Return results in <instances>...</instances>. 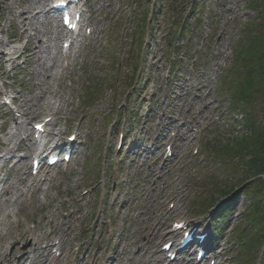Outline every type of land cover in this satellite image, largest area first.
Returning a JSON list of instances; mask_svg holds the SVG:
<instances>
[{
  "label": "rangeland",
  "instance_id": "obj_1",
  "mask_svg": "<svg viewBox=\"0 0 264 264\" xmlns=\"http://www.w3.org/2000/svg\"><path fill=\"white\" fill-rule=\"evenodd\" d=\"M193 1L195 0H92L93 21L91 27L95 34L92 33L90 37H85L78 43H82L83 46L77 49L78 53L73 59L71 58L70 61L74 62L73 65L57 81L48 77V75H55L59 72L57 53L60 42L57 40L47 43L50 46L49 51L44 49L41 53L43 56L41 69L45 71L43 74L45 78L35 79V57H31L27 64L18 66L17 70H15V66H12V72H8L9 67L7 66L0 68V75H4V80L5 76L8 79L5 83L6 90L11 86L14 95L22 96L24 100H31L36 84H40L47 92L44 98L46 103L40 106L44 108L49 103L48 109L53 111L54 107L52 108L51 104L57 103L58 99L62 100V108L56 117L59 129L63 131L65 128L70 130L78 127L80 135L86 142V147H82V154L75 159L68 172L66 167L51 170V173L56 174L58 181H53V186L47 190L45 196L38 195L33 205H28L25 202L21 208V215L16 220L14 218L7 220L8 227H11L13 233L15 221H18V226L26 221L29 224L28 228H31L33 223L38 227L44 216H51L55 211H59L60 214L55 219V223L60 224L64 220L69 222L67 227H70L71 231L64 235H69L71 239H74L75 244L72 247V252L73 249L76 251L75 247H79L77 255L85 258L90 247V254L93 257L97 254L96 260L113 264L110 257L112 255L120 257L119 251L116 249V245L120 241L121 249L125 251L124 260L129 261L130 255L126 256V254H131L134 251L133 242L136 240L142 242L143 239L142 234L136 235L139 228L142 233L143 226L135 218L141 217L149 207L146 205L145 199L148 194H151L157 182L153 181L152 183V179L149 177L145 180L144 172L135 171L139 167L137 163L130 167V157L124 156L122 153L118 155L113 153L107 158L102 156L99 158V154L104 142L113 139L114 131L117 133L119 131L117 129L124 127V123L128 125L125 128L126 131L136 139L137 133L141 134L157 128V124H159L157 118L149 117V112L145 113L144 109L151 101L148 111L153 110L154 106H158L156 113L159 116L162 108L166 107L167 100L170 108L174 103L173 100L176 97L178 99L179 89H175V86L181 78L175 81L176 85H173V79L171 82L166 80L170 74L167 60L168 57L172 58L175 53L182 57L179 60L184 63L181 66V69L185 70L183 78L187 76L185 72L188 67H190V73L192 69L196 68L193 79L195 80L194 84L198 82L197 86L200 85V80L202 82L205 79L201 76L207 68L218 72L209 78V82L211 84L215 82L216 97L224 99V111L216 114L211 121L212 128L209 131L208 128L205 129L200 135L199 145L202 154L197 156L191 154L185 161L189 164L185 170L182 171L183 168L178 167L182 174L181 187L176 190L173 197L183 191L188 192L186 202L182 203L183 207L179 217L197 222L202 221L209 219L213 213L222 212L223 205L229 204V198L224 200L220 198V191L239 184L240 180L245 177L246 171L237 170L233 167L237 165L226 164V159L218 160L213 155L215 153L218 156L217 151L219 150L226 151L227 148L234 145V137L241 136L238 129L242 123L234 122L238 109H232L233 111L228 113V99L223 94L228 95V88L234 86V83L231 82L234 80V76H239L245 71L243 63L233 62L238 48L237 42L241 41L247 33L250 23L259 24L256 28L261 26L264 9L260 6H257V10L254 11L247 9L248 0H197L198 10L190 13L189 8ZM19 10L11 13L8 10L3 11L0 4V12L3 11V18L0 22V40L7 41L11 34L9 31L11 26L15 29L14 40L21 38L23 29L9 21L10 15H16ZM152 11L156 18L151 23L150 37H146L147 35L139 30L140 23L144 20V16ZM257 11L260 13L259 18L256 16ZM177 16L187 20L186 29L191 39L189 44L183 35L173 37L169 32L170 24ZM141 18L143 19L141 20ZM39 29L43 33H48L44 38L51 40L49 32L51 30L53 32L56 28L42 25L39 26ZM175 29L176 27L172 31ZM190 32H193V35ZM53 34L55 33L53 32ZM58 35L60 36L59 32ZM52 36L54 37V35ZM140 44H143L144 63L141 67L139 66L140 69L137 72L134 69L136 63L138 64V58H141V53L138 51ZM4 50V47L0 46V54ZM216 53H220L218 60ZM225 53L234 56V58L223 60ZM214 62H219V64L216 65ZM244 63L248 64L247 61ZM225 68H227V72L224 73L220 84L219 75ZM133 73L136 74L135 77ZM249 95L253 96L254 93L249 92ZM22 97L17 104L22 101ZM32 102L31 100L30 103ZM246 104H248L247 110L249 111L247 116L252 117L257 127L254 128L253 137L248 142L249 145H252L254 134L255 136L260 134V127L264 125V103L258 99L251 100ZM180 110L179 106L174 109L175 112H180ZM198 110L199 108L196 109V111ZM9 111V109L2 108L0 104V130L4 133L0 138L3 142L8 140V137H5L8 132L14 133V120L18 123L24 120L23 118L16 121L14 117L15 119L11 121L8 117L10 115L7 116ZM128 114L132 115L133 119L135 117L136 122L128 120ZM43 116L45 115L39 114L37 118L28 117L25 119L26 127L31 131V124L41 120ZM22 125L25 126V123ZM244 134L249 135V131H243ZM149 135H151L150 132ZM17 141L18 137L14 138L12 143L16 145ZM210 146H213L216 151H210ZM251 149H247L248 155L253 154ZM244 153L246 154V151ZM222 156H218V158H224ZM29 162L22 167L20 175L23 170L28 175ZM105 166L107 168L104 177L106 186L104 187L103 182L97 181L100 180V174ZM155 168L152 169L155 170ZM7 169L9 168L7 167ZM249 172L248 170V174ZM175 173L167 174L164 180L166 184L170 182ZM10 183L14 189L11 190L12 193H16L21 188L14 175L10 178ZM88 187H96V189L90 195H84L83 191ZM117 193L118 195H116ZM50 196L52 197L50 198ZM128 198L134 199L131 208L127 203L122 206L123 199ZM208 199L211 201L207 202ZM3 200L0 203H3ZM262 200H264V194L261 195V198L256 197L253 200L241 196L236 199L230 209L227 208V214L226 211L221 213L223 218L226 214L225 223L219 225V233L214 239H217V243L220 245V248L217 247L219 252L226 253V256L222 258L223 264H254L260 246L254 248L251 260H245L243 252L245 253V250L248 249L245 246L242 249L241 243L244 237L252 239L258 236L255 230L261 227V222L258 220L264 212V205L261 206L262 210L259 212L250 208L249 205L252 203L251 206H253ZM158 205L156 204L152 212L156 213L161 209ZM208 207H214V211L210 215L206 214ZM162 208L165 209V204ZM6 209L7 207L2 208L0 215L2 220L9 213V209ZM102 210L103 212L100 213ZM127 210H129L128 213ZM126 213L132 219L131 221L125 218ZM205 225L206 223L203 224V227ZM215 225H217V221H215ZM47 229V227L44 228L38 234H43ZM83 240L86 241L85 244L80 243ZM160 244L158 241L150 245V252L156 251ZM30 245L27 242L17 247L21 252H26ZM7 247L8 253L14 250L8 244ZM19 254L20 252L14 253L13 258L20 257Z\"/></svg>",
  "mask_w": 264,
  "mask_h": 264
},
{
  "label": "bare ground",
  "instance_id": "obj_2",
  "mask_svg": "<svg viewBox=\"0 0 264 264\" xmlns=\"http://www.w3.org/2000/svg\"><path fill=\"white\" fill-rule=\"evenodd\" d=\"M48 2L49 0H0V4H2L3 6L2 9L13 11L14 9L21 8V11L18 14L10 15L9 20L13 25H17L23 28L22 36L25 38L26 44H25L24 52L22 54L27 60H29L31 57H35L36 67L40 69V72L37 71L35 73V79L37 78L41 79L42 77L45 78V75H43L45 74V71L43 70L41 71V64L39 62L41 61V57H40L41 53L43 52L44 49L48 48V46H46L45 48V45H42L44 42L43 38L46 37L48 33H43L41 30H39V26H42L46 23V21L40 22V19H41L40 16L43 13H45L46 8L48 7ZM2 18H3V13L0 14V20H2ZM49 26H54V23L50 24ZM52 35L53 33L51 30V32L49 33V36L51 38V41L53 40L55 41V39L57 38V34H55L54 37ZM48 77L53 79L54 81H57V78H58V76L54 74L48 75ZM42 87L40 84L39 85L36 84L35 91L33 92L31 96L32 97L31 100L33 101L32 103H30L31 100H24L22 104L18 106L17 113L21 117L26 118L29 115L32 117H36L37 114L40 113L41 111L40 105L46 103L44 98L47 95V92L44 91ZM61 102L62 100L58 99V103L61 104ZM25 106H26V109H24ZM52 126H57L56 120L53 121ZM18 130L19 132H17L16 134L10 135V137L8 138L9 140L3 144L5 146H8V149L5 152V154L0 153V160H2L4 156L5 157L8 156L6 160L4 161L6 163H9L10 160L14 158V154L16 152L26 151L27 153H30V154L32 152L31 147L33 145L31 144L32 140H31L30 131L28 129H25L24 127L22 128L21 126H19ZM52 130L53 128H51L49 132L44 131V133H46V136H45L46 138L50 136L51 138L55 136L57 138L61 137L60 133L56 135V133L53 132ZM19 134H23V136L26 139L21 140L16 146V149H15V145L9 148V146L12 145L10 140H12L13 142L14 138H16ZM8 135L9 133L6 134V136ZM189 136H191V134ZM187 147H188L187 142H185L183 146H180L179 148L180 154L183 153L182 150L187 149ZM178 159H179V156L174 157L173 160H168L167 165L163 164L162 169L160 170L159 169L149 170L148 176L151 177L152 179L151 181H153L156 177L160 176L162 172H164V174L167 173L168 168H170V171H172L173 167H171V165L174 164V162L177 161ZM26 160L27 158H25V160H17L12 166L11 174L16 176L18 184L20 182L25 184L26 179L28 178L27 176H25V178L22 179L24 175L22 174L20 177L18 175L19 171L24 166L23 162H25ZM164 176L165 175H163V177ZM163 177H159L157 179L156 181L157 184L154 190H152L151 194H148L147 198L145 199L146 205L149 206L147 210L141 215V217L137 216L135 218L138 222H140V225L143 226L142 233L140 232V228H139L137 229L136 235L142 234L143 239L147 241V244L142 243L139 240L134 241L133 246L135 247V251L133 254H131V260L124 263V260L122 259L120 260L119 264H170V263L164 262V260H162L160 256L155 259L153 258L154 257L153 254L148 253L150 245H153L157 243L158 241L162 242L168 236H171L172 238H176V233H173L172 230H170L169 232L167 231L168 233L166 234L165 233L161 234L165 226L162 224L164 223L165 219L169 221L172 219L175 220L181 208V204L183 203V197H179V196L174 197L172 199V202L174 203L173 207L171 209L163 210L162 206L164 204V200L167 199L166 190L176 185V181L178 180L177 178L174 183L166 185V184H162ZM44 179L42 181H44ZM53 181H58V180L56 179L54 175L49 176L47 181L44 182L45 185H47V189L44 188L42 191H40V189L37 188V185L40 182V180L39 181L34 180L35 185L34 186H32V184L30 185V189L32 187H33L32 189H34L31 192V196H30L31 205H33V202H36L37 193H41L44 196L47 194V190L53 186ZM0 184L4 186L0 192V197H3L5 195L9 196L12 194L11 190H14V189L12 187V184H9L8 179L0 178ZM22 195H24V193H22ZM51 197L52 196H50V198ZM15 200H16V203H14V206L16 209V213L13 211L12 216L17 218L18 216L21 215L20 214L22 211L21 208L23 207V205H25V202H23L21 199L20 200L15 199ZM133 201L134 199H129L127 205L132 207ZM8 202H11V201H8ZM156 204L157 205L159 204L158 206H160L161 209L157 211L156 213H154L152 212V209L156 207ZM5 205H6V202H3L2 204H0V211L2 210V207ZM58 215L59 213H57L55 216H58ZM55 216H48L44 218L43 225L40 224V228H42V226L50 227L52 229V232H47L43 236H40V237L39 236L34 237L36 230L34 231H31L33 229L27 230L25 224L17 226L15 233L13 234L11 233L10 227H7L9 223L5 224L3 222H0V226H1L0 228V264H10V263L15 262V259H13L12 256H14L13 255L14 252L18 251V249L16 248V244L22 243L25 240L31 242V248L29 249L30 251L26 253V256L24 255L25 257L22 255V258L17 260L16 263L18 264H59V259L54 258L52 256L51 249L54 248V246L50 244L51 237H53L54 235L60 234V236L58 237V240L56 241V244L58 245L57 246L58 248L56 251H59V252H64V245L65 246L67 245L68 247H70L73 244V240L67 239L65 241L63 237H61L69 230V228H66V229L64 228V227H67V222L55 225ZM9 218H10L9 215L6 216V220H8ZM126 219H130L129 216H126ZM131 220L132 219H130V221ZM179 222L180 221H178V223ZM4 227H7V228H4ZM8 241H10V245H12V247L14 248V250L10 253L7 252V248H6ZM41 243H45V246L40 247ZM124 257L125 255H123V258ZM183 262L184 261H180L175 264H184ZM188 264H192V263L188 262Z\"/></svg>",
  "mask_w": 264,
  "mask_h": 264
},
{
  "label": "trees",
  "instance_id": "obj_3",
  "mask_svg": "<svg viewBox=\"0 0 264 264\" xmlns=\"http://www.w3.org/2000/svg\"><path fill=\"white\" fill-rule=\"evenodd\" d=\"M251 5L253 8L260 6L264 9V0H253ZM237 56L246 70L238 77V84L243 83V86L236 90L235 95L245 101L251 100L249 92L264 98V91L261 89V84L264 83V15L261 26L255 30H249ZM246 61L247 65L244 63ZM252 144L258 145V149L252 152L253 162L248 166L250 169L252 167V173H264V131L255 136ZM248 146V142H239L236 146L227 148L223 154L229 157L237 156L242 154L243 150H247Z\"/></svg>",
  "mask_w": 264,
  "mask_h": 264
}]
</instances>
